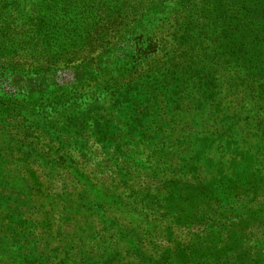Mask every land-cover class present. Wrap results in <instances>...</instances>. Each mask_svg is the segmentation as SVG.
Masks as SVG:
<instances>
[{
  "label": "rangeland",
  "instance_id": "rangeland-1",
  "mask_svg": "<svg viewBox=\"0 0 264 264\" xmlns=\"http://www.w3.org/2000/svg\"><path fill=\"white\" fill-rule=\"evenodd\" d=\"M0 264H264V0H0Z\"/></svg>",
  "mask_w": 264,
  "mask_h": 264
}]
</instances>
